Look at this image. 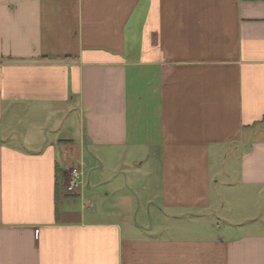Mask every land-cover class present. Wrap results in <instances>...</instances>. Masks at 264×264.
<instances>
[{"label":"crops","instance_id":"0c3cea01","mask_svg":"<svg viewBox=\"0 0 264 264\" xmlns=\"http://www.w3.org/2000/svg\"><path fill=\"white\" fill-rule=\"evenodd\" d=\"M0 130V264H264V0H0Z\"/></svg>","mask_w":264,"mask_h":264},{"label":"rangeland","instance_id":"374dc122","mask_svg":"<svg viewBox=\"0 0 264 264\" xmlns=\"http://www.w3.org/2000/svg\"><path fill=\"white\" fill-rule=\"evenodd\" d=\"M42 119L37 118H24L21 121H18L14 124L13 122V126H10L11 129H15L16 130V135H27L28 138L31 139H35L37 143H42L44 140V133L40 131V126L41 124H43L41 122ZM1 131V130H0ZM18 132V133H17ZM1 135V132H0ZM91 158V157H90ZM87 161H89V159L86 158L85 163H87ZM91 161V160H90ZM84 163V162H83ZM96 165V164H95ZM85 171H86V175H88V173L90 172V168L93 167V165H85ZM71 168V167H70ZM69 168V169H70ZM69 172V171H68ZM68 180V177H67ZM66 188V185H65ZM256 199H254L253 196L250 197V202H252L251 206H250V212H251V216L259 218L261 217L264 221V198L261 202L259 201H255ZM227 224H225L224 226H226ZM254 225L253 223L249 225V227H245L246 230L250 229L252 230L253 228H256L255 230L259 229L261 231H264V224L262 225ZM254 230V229H253Z\"/></svg>","mask_w":264,"mask_h":264},{"label":"built area","instance_id":"2783aa9c","mask_svg":"<svg viewBox=\"0 0 264 264\" xmlns=\"http://www.w3.org/2000/svg\"><path fill=\"white\" fill-rule=\"evenodd\" d=\"M85 180L84 163L78 166H73L69 169L68 180L66 182V191L74 193L77 189L82 188Z\"/></svg>","mask_w":264,"mask_h":264}]
</instances>
